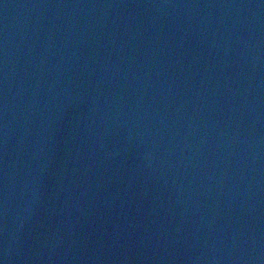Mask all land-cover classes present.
<instances>
[{
    "label": "water",
    "instance_id": "water-1",
    "mask_svg": "<svg viewBox=\"0 0 264 264\" xmlns=\"http://www.w3.org/2000/svg\"><path fill=\"white\" fill-rule=\"evenodd\" d=\"M0 264H264V0H0Z\"/></svg>",
    "mask_w": 264,
    "mask_h": 264
}]
</instances>
